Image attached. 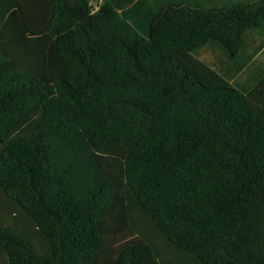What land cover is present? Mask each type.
<instances>
[{
    "label": "trees",
    "instance_id": "1",
    "mask_svg": "<svg viewBox=\"0 0 264 264\" xmlns=\"http://www.w3.org/2000/svg\"><path fill=\"white\" fill-rule=\"evenodd\" d=\"M262 29L264 0H0V264H264V110L191 57Z\"/></svg>",
    "mask_w": 264,
    "mask_h": 264
},
{
    "label": "crops",
    "instance_id": "2",
    "mask_svg": "<svg viewBox=\"0 0 264 264\" xmlns=\"http://www.w3.org/2000/svg\"><path fill=\"white\" fill-rule=\"evenodd\" d=\"M255 1L259 0H235L241 4ZM248 38L251 47L237 56L213 46L207 47V72L224 85L244 93L256 109L264 110V29L250 32ZM191 57L197 62L202 61Z\"/></svg>",
    "mask_w": 264,
    "mask_h": 264
},
{
    "label": "rangeland",
    "instance_id": "3",
    "mask_svg": "<svg viewBox=\"0 0 264 264\" xmlns=\"http://www.w3.org/2000/svg\"><path fill=\"white\" fill-rule=\"evenodd\" d=\"M92 1H93V4L95 6H97V7L100 6V4H102V2H103V0H92ZM201 59H202L201 63H204L205 62V64L207 65V52H204V54H203V56H202ZM179 61H180V59H179ZM179 61H177V63L182 68V66L180 65V62ZM182 70H183V68H182ZM198 75L202 79H205L204 78V75H202V74H198ZM194 78H196V77H194ZM201 78H197V79L200 80L201 82H203ZM149 252H150V248H148V247H146V248H144L142 250L141 249L137 250V253H138V256H139V263L140 264H152L150 258L147 256ZM123 259L126 260V255L123 256Z\"/></svg>",
    "mask_w": 264,
    "mask_h": 264
}]
</instances>
